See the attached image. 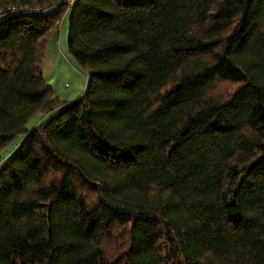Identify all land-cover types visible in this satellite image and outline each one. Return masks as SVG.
<instances>
[{
    "label": "trees",
    "instance_id": "obj_1",
    "mask_svg": "<svg viewBox=\"0 0 264 264\" xmlns=\"http://www.w3.org/2000/svg\"><path fill=\"white\" fill-rule=\"evenodd\" d=\"M0 10V264H264V0ZM66 12L70 100L41 72Z\"/></svg>",
    "mask_w": 264,
    "mask_h": 264
},
{
    "label": "rangeland",
    "instance_id": "obj_2",
    "mask_svg": "<svg viewBox=\"0 0 264 264\" xmlns=\"http://www.w3.org/2000/svg\"><path fill=\"white\" fill-rule=\"evenodd\" d=\"M55 47L57 51L53 52L52 41H49L45 47L41 62L42 76L46 85L53 90L55 96L59 99L70 100L78 95L75 91H77V86H83L86 73L78 66H72L66 55L59 51L58 45H55ZM49 115L41 113L35 114L27 121L26 128L30 129ZM17 138H13L7 149L11 150L14 148L18 141Z\"/></svg>",
    "mask_w": 264,
    "mask_h": 264
},
{
    "label": "crops",
    "instance_id": "obj_3",
    "mask_svg": "<svg viewBox=\"0 0 264 264\" xmlns=\"http://www.w3.org/2000/svg\"><path fill=\"white\" fill-rule=\"evenodd\" d=\"M66 17H67V12L61 17V19L59 20V22L57 24V32H56V35L49 37L48 40H47V42H46V45H47V43L49 41H52V43H53L52 51L53 52H56L57 51L55 45H58L59 51L61 53H63L64 55H66V57L68 58L69 63L73 66V65H76V63L69 56V54L67 52V48H66V38H67V18ZM63 23H65V24H63ZM85 79H86V77H85ZM84 84H85V81H84ZM84 84H83V86H77V91H75V92H77L79 94L83 90ZM74 90H76V89H74ZM15 138H17L18 141H19L21 139V136L18 135ZM18 141H17V143H18ZM7 148L5 150H3V152L0 154L1 158H5L8 155V153L13 149L12 148L10 150V149H7Z\"/></svg>",
    "mask_w": 264,
    "mask_h": 264
},
{
    "label": "built area",
    "instance_id": "obj_4",
    "mask_svg": "<svg viewBox=\"0 0 264 264\" xmlns=\"http://www.w3.org/2000/svg\"><path fill=\"white\" fill-rule=\"evenodd\" d=\"M67 5H72L75 0H63ZM40 7H35V9H39ZM1 12V10H0ZM1 16V15H0Z\"/></svg>",
    "mask_w": 264,
    "mask_h": 264
}]
</instances>
